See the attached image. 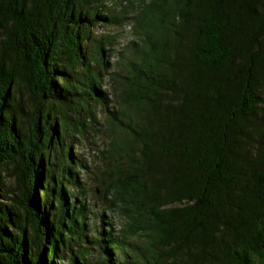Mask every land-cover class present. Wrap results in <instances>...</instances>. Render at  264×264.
<instances>
[{
  "label": "trees",
  "instance_id": "obj_1",
  "mask_svg": "<svg viewBox=\"0 0 264 264\" xmlns=\"http://www.w3.org/2000/svg\"><path fill=\"white\" fill-rule=\"evenodd\" d=\"M0 264H264V0H0Z\"/></svg>",
  "mask_w": 264,
  "mask_h": 264
},
{
  "label": "rangeland",
  "instance_id": "obj_2",
  "mask_svg": "<svg viewBox=\"0 0 264 264\" xmlns=\"http://www.w3.org/2000/svg\"><path fill=\"white\" fill-rule=\"evenodd\" d=\"M115 8L118 9L119 5H114ZM133 18L127 24L118 27L105 28V32H120L119 41H117L116 49L119 51L123 48L126 43L132 38V25ZM116 55V53L114 54ZM113 60V59H112ZM116 60V59H115ZM114 60V61H115ZM99 119L100 121L106 125V116L99 111ZM108 141V136L106 133H98L96 135L88 136L87 138H77L75 140L72 151L75 155H77L82 161L86 162L89 166L88 170H84L81 172L80 177L85 182V187L87 190V203L91 208L90 214V224H91V234H94L97 229H100L102 225L100 213L105 208V198L103 197V191L98 189V183L100 179L105 176V166L102 164L101 159L99 158L100 149L105 146V143ZM112 219L115 220L116 226H123L125 221L118 214L117 211H109L106 213ZM90 246V244H89ZM91 253V260L96 261L101 258V254L97 248L89 247L88 248Z\"/></svg>",
  "mask_w": 264,
  "mask_h": 264
}]
</instances>
